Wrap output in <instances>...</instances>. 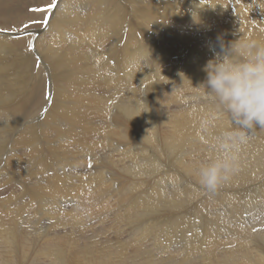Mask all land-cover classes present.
<instances>
[{
    "label": "rangeland",
    "instance_id": "1",
    "mask_svg": "<svg viewBox=\"0 0 264 264\" xmlns=\"http://www.w3.org/2000/svg\"><path fill=\"white\" fill-rule=\"evenodd\" d=\"M140 1H142L143 4H148L150 2L149 0H140ZM156 1L159 2V0H155V2ZM41 2H43V3H41ZM130 2H131L130 0H127L125 2L126 7H128ZM233 2H236V4H234ZM258 2L260 3L258 6H252L251 2L247 1V0H227V3L229 5L234 4V5H241L242 7L244 6V10L247 9V11H246L247 15H249L250 17H251V15H256L255 14V11H256L260 15V17L262 18V17H264V0H258ZM45 3H47V4H45ZM38 4H40V5H38ZM50 4L55 5V6L49 7ZM65 4H70V5L74 6L76 3H75V0H68V1L67 0H65V1L64 0H43V1L39 0L36 5L26 8L25 14H23V13L21 14V18L18 20L19 22L18 21H11L10 23L0 24V27L2 28V29L0 28V33H4V35L0 34V37L8 35L12 39V40L10 39L11 42L13 40L20 41L23 45L22 50H24V52H22V53L24 55L30 54L29 56H32V58L35 60V63H34L35 70L33 68L30 70V72L34 73L35 78L38 75L40 76V78H42L38 82H35L32 80L33 82L29 83V85H33V83H34L33 86L37 90L42 89L40 91V101L37 105L29 106L27 108V110L25 108H23L21 111H15L13 113V112L4 111L3 110L4 107L1 106V102L3 101V99L0 101V155H1L0 156V161H1L0 165L2 166L4 164L0 169V193H1L0 194V201H1L0 206L2 204H5V202L9 206H10V204L13 205L15 202H17L19 199H21V197H22V199L25 198V200L30 199V198L32 199V195L29 194V190H31V189L35 190L37 186H39L40 184L43 183V178H45L47 174L43 175V178H42V175L37 174L35 172V170L37 168L38 169H41V168H39L38 167L39 165H36L30 159L31 157L29 155L32 151L34 152L35 150H38V154L44 156L45 159L49 160L50 155L53 156L54 153H55V156L59 155L63 149V144L65 141L59 132H60V130L61 131L66 130V128H68V125L65 124L64 122H62L61 119H58L56 117V115L60 116V114L57 111V110H59V107L53 109V111H55L57 114L55 113L56 114L55 115L54 113H52L51 116L52 117L54 116L53 117L54 119L49 120L50 127H48L49 125H47V129H45V132L47 134H43V135L39 134L40 133L39 130L41 128V124L43 122L45 115H47L49 109L51 108V105L53 103L52 98L54 96V93L55 94L56 93L61 94L62 91H64V90L60 89V86L62 85L65 87L66 85H69L70 87L69 86L65 87V90L72 91V92H74L73 90L75 89V86H72V85H75V83H72L70 80H67V82L66 81L64 82L63 80H60V81L55 80L54 81V73L56 71H58V68H55V69L49 68V66H48L49 61H47V58H46L47 52H45L43 49V45H46L47 41L52 38V35H50L52 33V31L47 28L48 20L50 19V16L53 13L59 14L62 17H64L63 6ZM32 7H34V8H32ZM160 8L163 10L165 8V5L163 4L162 6H160ZM19 9L21 11V7H19ZM78 10H80V12L82 14L85 13L82 8H79ZM20 11L18 13H20ZM31 13H33V15ZM128 14H127V16L125 15L126 17L123 16L125 22L122 21L117 25L116 28H113L112 35L102 36V37H116V38H113V39L110 38L109 39L110 41L105 42L103 44V46L97 47V49L100 50V48H101V50H102V48H103L105 50L106 49L108 50L109 48L112 47L113 44L114 45L118 44V46L123 47L126 43V40H128L127 37L131 36V34H133L132 32H134V31L138 32V30H136V29L134 31H132L133 29H131V27L134 26L132 21L135 24L138 20H134L131 11L128 12ZM26 15H27V17H26ZM34 15L37 17H35ZM260 17H256L253 19L254 22H255V19L257 21V23H255V27L257 30L254 27V22H252V21L250 22L252 24V27H253V28L250 27V29H251L250 32H252L251 33L252 37H256L254 35L255 33H253L252 29H254V31L256 33L261 32L264 35V32H263L264 31V27H263L264 26V22H263L264 18H262L263 19L262 20ZM250 19H252V17ZM257 19H260V20L258 21ZM240 20H237V21L240 22ZM258 22H260L261 24L260 23L258 24ZM213 23H209L206 25L201 24V23H195V22H191V23L184 24V25L183 24H176L175 25V24L171 23L168 31L173 32V34L170 32L172 34L171 37H183L185 35L184 36L185 41H186V39L192 40L193 38H196L195 40H192V42L189 43V46L195 45V47H196V46L200 45V47H203V46L207 45L209 50L212 47H216V49L219 48L218 39H217L218 37L224 42V44L226 43L225 46H227L229 44V42H231L229 40L230 38H228V37H236L237 35H239L238 32H236L237 30L235 31L236 28L231 29V27L228 25L227 21H220V22H213ZM256 25L258 27H259V25H261L262 27L260 26V28L258 29V27ZM35 26H36V28H35ZM215 26H217V27H215ZM41 27H42V29H41ZM127 28L130 31H128ZM246 28L248 29L249 27H246ZM17 30L18 31H25V32L21 36L12 35ZM190 32H192V33H190ZM220 32H223V33H220ZM233 33L236 36L233 35ZM136 34H137V36H139V38L141 37L140 31ZM219 34H221L222 37ZM34 37H41V40L43 41V45L40 44V42H36L35 41L36 38L34 39ZM238 38L239 37H237V40H238ZM224 39H226V40H224ZM228 40H229V42H228ZM237 40L235 39L236 42H237ZM29 43H31L30 44L31 46L29 45ZM25 46H27V47H25ZM27 48L29 50L31 49L30 52H29V50H27ZM33 50H35V51H33ZM25 51H27V52L25 53ZM105 58H107V54H106ZM211 58H213V57H211ZM176 59H178L177 55H175L173 53H171V54L169 53L165 57L164 61L166 62L165 64H171L172 62L176 61ZM44 60H46V62ZM117 60L119 62L118 56H117ZM97 61H98L97 63H100V59H97ZM161 64H163V63H161ZM159 67H161V66L159 65ZM167 67H168V65L162 67L160 69V71H165ZM118 69H120V68H118ZM118 69H116V70H118ZM116 70H114L113 72H116ZM113 72L112 71L110 72V70L103 68L100 71V75H105V76H108L110 74L114 75L115 73L113 74ZM119 75L122 76V72ZM157 75H158V73L155 72L154 77L152 79L153 81L150 80V81L144 82L143 83V85L145 84L144 86L142 85V83H140V82L138 83V81L137 82L126 81L125 83L121 82L120 84H118V83L114 84L113 83L110 87H106L105 85H101V87H99V85L97 86V89L93 93H94V96L97 97L98 101H94L96 104L95 105L92 104L91 106H93V109H92V111H90V110L89 111L93 113V111H96V108L99 110L98 114H95V116H96L95 119L97 120V123H98L100 121V118H101L102 123L99 122L98 124H100L103 128L99 129L96 133L93 132L92 138L87 140V142H86V140H84L82 144H75L72 142L73 146L76 148H73V146H71L72 145L71 143L67 144L68 147H66L67 145H65L64 151H66V152L68 151L69 153H66L65 159L62 160L63 164H64V162L67 165L69 164L68 166L67 165L64 166V171H66L67 173L73 172L72 173L73 174V184L74 185L77 184V185H79L80 189L82 187H83V189L77 191L78 193H79V191L81 192V194L79 193V196H77L78 198H72V197L70 198V196L65 197L64 198V199H66L65 202L62 200L63 203L62 202H61L62 204L60 203L62 206L61 208L63 210V207L65 206L66 209H65V207H64V209H65V211H67V210H70V209H72V207L77 205L76 208H79V211L81 210V213H78L79 211H77L75 213V215H78L77 217H75L76 220L74 218H70L67 220V218H69V217H67L65 220H62L61 222L59 221V223H55V224L52 221H50L51 223L50 222L48 223V221H46L45 218H40V220H41L40 222H42L41 223V226H42L41 238L33 239L32 241H34V242L37 241L36 244H38V246L40 244H41L40 246H43L42 245L44 242L43 238H45V235H46L48 238V241L49 240L52 242L56 241V242H60L61 244H63V248L65 249L64 252L67 255L73 254L74 252H77V251H82V247H84L85 251L87 250L88 252H96L98 254L110 252L111 253V260H113V261L119 260L118 264H137V263L138 264L139 263L144 264L145 262L147 264H158L162 261H164V263H162V264H179V263L180 264L181 263L182 264H189V263L190 264H200V263L201 264H212V263L215 264V262H216V264H237L238 262H239L238 264H250V263L251 264H264V248H262L264 246V241H262V240H264V128H254L251 132L247 133V142L242 144V145H238L239 152L236 153V155L238 157V168H239V170L235 174H233L227 181H225L216 192L209 193L199 183V176H198L199 169L202 165L207 164V163L223 156V152L220 151L218 148V140H219V138L223 137V134L225 132L240 131V130L236 129L231 124V122L228 118V115L226 113H224L218 107L217 102L214 100V98L211 95H209L207 92L201 93V91H204L202 88L196 89L197 87H190L192 85H195V83H197L196 82L197 77L191 78V79H189V78L179 79V78H177V75L175 76L174 74H172V76L169 75L170 81L167 82L168 84L167 83L162 84V78L159 77L157 79L155 77ZM28 79H26V80H28ZM101 79L102 78H98L97 81L100 82ZM155 79H156V82L158 83L157 89H159L160 92L158 90L156 92L155 90L150 89L151 88V86H150L151 82H155ZM184 79H186V81ZM205 79L203 78L201 81H205ZM40 81H41V83H40ZM177 82H179V83H177ZM159 83H160V85H159ZM42 84H43V86H42ZM29 85L28 86L26 85L27 87L25 86V88H29ZM113 86H114V88H113ZM145 86H148V87L145 88ZM57 87H59V88L57 89ZM55 89L57 90V92ZM161 89H163L164 91ZM130 91H131V93H130ZM154 91L156 93H158L157 95L159 98L163 97V98H161L162 99L161 102H159V104L157 105V112H156L157 116H158L157 117V123L159 124V125L158 124L157 125L158 126L161 125L160 126L161 128L160 127L158 128V126H157V133L153 132L154 135L152 133V134H148L149 135L148 136L147 133L149 132L148 131L149 125H148V123L146 124V121H145V124L147 127H145V126L142 127L140 129L141 134L140 133L137 134L136 133L137 130L135 129L134 125L133 124L131 125L130 122H128L129 125H127V127L128 126L129 127L127 128L128 131L126 132V134L121 133L117 137H114L111 135H109L107 137V133H110V131H113V130H111V128H113V126H115L114 125L115 123L112 124L115 115L117 116L118 114H120V112L121 113L122 112H129V115L132 116V114H131L132 112L136 113L135 111H133V109L136 110L137 109L136 107L141 108L142 103L147 102V100L149 101L150 99H152V96H153L152 94H154ZM33 92H35V91L32 90L27 95H30V93L32 94ZM162 92H164V93H162ZM102 93H103V96H102ZM163 94L164 95L166 94V95L164 96ZM70 95H72V93H70ZM148 95H150V96H148ZM144 97H147V98L145 99ZM168 98H170V99H168ZM15 101H17V100H15ZM15 101H13V103H15ZM100 103H101L102 107L100 106ZM105 104H106V106L104 107ZM5 105H8L6 107H8L9 109L11 107L16 106V104H11V101L6 102ZM189 108H191V109H189ZM101 109H102V111H100ZM108 109H110V111ZM202 109H204V111H201ZM103 110H105V111H103ZM191 110H192V112H191ZM136 111H138V110H136ZM199 112H201V113L206 112V115H208L209 119L210 118L211 119L208 120V119H206L207 117H205L202 120H199L197 117ZM188 114L190 116H193V118L190 116H189V118L190 119L192 118V122L196 121L197 127L199 126L198 128H200V126H202L204 124V122H206V123L208 122V124H207L208 126L206 125V123L204 124L205 127L202 126L204 128L203 129L204 132L202 131L201 128L200 129L202 132L201 131L199 132L198 130L196 132V128H195V131H192V130H187V128L184 127L183 130H179L176 133L177 136L179 134H181L178 136L179 137L178 140L170 141L172 133H169L168 127L173 126L174 125L173 123L176 122V120H177V122H181L180 119L182 120L183 117L188 116ZM194 114L195 115L197 114V115L195 116ZM107 116L109 117V119L106 118ZM195 117H197V118H195ZM166 118H167V120H166ZM171 118H173L172 119L173 122H171V120H170ZM193 119H195V121ZM197 119L199 121H197ZM203 120H204V122H203ZM215 121H217L218 123H216ZM196 123L195 124L193 123V125H196ZM45 124L46 123L42 124L43 128L45 127ZM171 124H173V125H171ZM111 125H113V126H111ZM168 125H170V126H168ZM193 125H191L192 128L194 127ZM209 125H210V127H209ZM208 127H209V129H208ZM48 128H50V129H48ZM159 129H161V130L164 129V132H166V133H164L165 136H169V137L168 138L166 137L164 139L165 136H164V134H162L161 130H159ZM211 129H213L212 132H211ZM31 130H35V132L38 130L37 131L38 135H36V138L34 139V141H30V142H28V144L25 143L26 145H24L23 143H20L19 141L21 139L19 137H29V132ZM54 130H55V132H54ZM159 131L161 132V134L159 133ZM99 132L104 137L102 135H100ZM200 133H201V135H199ZM216 133H217V135H216ZM128 134H130V135H128ZM168 134H170V135H168ZM176 134H175V138H176ZM162 136H163V138H162ZM65 137H67V136H65ZM37 138H38V140H37ZM103 138H108V140L106 141L107 143L105 141H104V143H101ZM183 138H185V139H183ZM166 139H168L169 141ZM197 140H198V142H197ZM135 141H137V142H135ZM172 142H173V144H171ZM180 142H182V143H180ZM84 144H86V145H84ZM89 144L91 146L93 145L92 148H90V149H89ZM15 145H16V147H15ZM111 145H112V147H111ZM147 145L148 146L150 145V146L148 147ZM22 146L24 147V149ZM127 146H129V147H127ZM60 147H61V151H59ZM12 148H15V149H12ZM49 148L51 151L48 150ZM18 149H19V151H18ZM130 149H133V150H130ZM196 149L197 150L199 149V150L197 151ZM45 151L47 153H45ZM143 151H145V153ZM48 153H49V155H48ZM93 153L95 155H93ZM147 153L152 155V159L148 157ZM67 154L69 155L68 157H67ZM3 155H5V156H3ZM46 155H48V156H46ZM76 155H77V157H76ZM134 155H135V157H134ZM138 156L139 157L141 156V158H140L141 160L139 159ZM158 156H160V157H158ZM153 157H156L158 159L156 160V158H155V160H156L155 161L153 159ZM73 160L77 161V162L75 163ZM175 163L177 164V166ZM96 164H98V165H96ZM104 164H105V167H104ZM40 166H42V165L40 164ZM70 166H72L73 168ZM20 167L23 170H21ZM3 170H4V172H3ZM12 171H13V173H12ZM109 171H110V173H109ZM129 171H131V172H129ZM35 174L38 177V179L35 176ZM100 174H102V175H100ZM28 175H30V177ZM99 175L102 176V179L97 178V180H96L95 178L98 177ZM109 175H111V176H109ZM172 175H174V176H172ZM79 176H80V178H79ZM15 177L18 178L19 180L16 179ZM74 177H76L77 179L79 178V179L76 180ZM114 177H116V179ZM117 177L121 183L119 182ZM29 178L31 179V181ZM124 178H126V182H125ZM10 179H13V180H10ZM34 179L35 180L37 179V180L35 181ZM112 179L115 183L112 182ZM22 180H24V181H22ZM27 180H29V181H27ZM32 180H34V181H32ZM38 180H40V181H38ZM79 180L81 183L79 182ZM101 180H103V181H101ZM122 181H124V182H122ZM4 182L6 185L4 184ZM83 182H85V183L83 184ZM100 182L103 185L100 184ZM105 182L107 184H105ZM116 182H117V185H116ZM125 185H126V187H124ZM29 186H30V188H29ZM31 186L33 188H31ZM6 189H8V190H6ZM95 189H96V191H95ZM163 190H164V192L167 191V195L164 194ZM97 191H99V192H97ZM128 191H130V192H128ZM159 191H160V193H158ZM21 192H23V194ZM126 192H128V193H126ZM10 193L12 196L10 195ZM19 193H21V195ZM15 194H16V196H15ZM133 194H134V196H133ZM159 194H161V195H159ZM100 195H102V196H100ZM126 195H127V198H126ZM130 196H132V197H130ZM149 196H150V198H148ZM13 197H15V198H13ZM74 197H76V196H74ZM85 197H87V198H85ZM128 197L130 199L132 198V200L128 199ZM135 197H137V198H135ZM160 197L164 198V201H163V199L161 200ZM17 198H18V200H17ZM105 198H106V201L108 200L107 203L108 202H110V203H108L109 205L107 204V208L104 211H100L99 206L103 201H105ZM157 198H159V200ZM2 199L5 201L4 203H3ZM15 199H16V201H15ZM68 199H80L79 201H81V207L82 208L79 205L80 203L79 204L76 203V205H74L75 202L72 203ZM138 199H147L148 201H151L152 204L154 202L156 207L154 206L152 208H148L147 210L143 209V207H139V206L137 207V206H135L134 202ZM151 199H153V200H151ZM8 201H10V202H8ZM158 201H160V202H158ZM12 202H14V203H12ZM67 202H68V204H67ZM92 202H94V203H92ZM69 203H71V204H69ZM66 205H69V206H66ZM72 205H74V206H72ZM88 205H89V207H88ZM96 205H97V207H96ZM179 206H180V208H179ZM240 208H241V210H240ZM83 209L89 210L88 214H87V212L85 214V212H83ZM92 209H94V210H92ZM93 211H94V213H93ZM141 211H142V213H141ZM129 213H131V214L128 215ZM133 213H134V215H132ZM206 214H207V216H206ZM102 215H104V216H102ZM119 215H120V218H119ZM147 216L150 218H148ZM140 217H141V219H143L142 222H141ZM43 219H45V220H43ZM111 220H112V222H111ZM113 220H114V222H113ZM151 220H153V221H151ZM213 220H214V222H213ZM67 221L69 222V224ZM76 221H78V222H76ZM118 222H121V224L119 223L120 224L119 225ZM130 222L132 225L130 224ZM143 222L146 224H144ZM175 223H176V225H175ZM200 223L203 225H201ZM57 224H59V225H57ZM136 224H138V225L136 226ZM154 224H155V226H154ZM54 225L57 226L59 229L57 227L53 228ZM67 225H70L69 226L70 228ZM126 225H128V227ZM139 225H140V227H139ZM209 225H211V226H209ZM163 226L165 229L163 228ZM200 226L203 228V230H201L202 228ZM171 227L172 228L175 227L177 229V231L180 232V233H178V235L181 233L183 234L185 231V233L183 235L181 234V236L184 237L183 240L185 242L193 239V237L195 238L194 240H196V239L201 240V238L203 239V235H204V233H206L204 231H207V230L210 231V232L207 231V233H206L210 238L206 234H205V236H207L210 240L208 238H206V240H207L206 243L202 244L201 247L200 248L198 247V249H196V250L190 248V246L188 248V247L182 245V243L178 242V241L166 244V242L164 240H165L166 235L171 232V230H172ZM178 227L179 228L181 227L182 229L179 230ZM75 228L77 230H75ZM184 228H186V229H184ZM45 229H48V231ZM158 229H159V231H158ZM52 230H54V231L57 230V231H55V233H54ZM69 230H70V232H69ZM169 230H170V232H169ZM47 232H48V234H47ZM56 232H57V234H56ZM67 233H69V234L71 233V235H69ZM55 234L57 236L56 238H55ZM195 234H196V237L194 236ZM211 235H214V236L211 237ZM259 235H260V238H258ZM160 236H162V237H160ZM205 236H204V238H205ZM185 237H187V238H185ZM62 238H63V240H61ZM127 238H129V239H127ZM56 239L57 240L59 239L60 241L59 240L57 241ZM67 239H69V240H67ZM214 243H215V245L216 244L217 245L215 246ZM206 246H208V247H206ZM238 246H240V247H238ZM188 252H189V254H188ZM259 252H261V253H259ZM182 253H185V254H182ZM239 256L241 257L240 259H239ZM224 258H226V260ZM229 258L230 259L232 258L231 261ZM46 259H48V258H46ZM157 259L159 261L162 259V261L158 262ZM184 259H188L189 263L187 262V260H184ZM241 259H243V260L241 261ZM17 260H19V259H17ZM245 260H246V262H243ZM28 261L25 260L24 263L26 262L25 264H28ZM44 261L45 262H42V264H44V263L48 264L46 260H44Z\"/></svg>",
    "mask_w": 264,
    "mask_h": 264
},
{
    "label": "bare ground",
    "instance_id": "2",
    "mask_svg": "<svg viewBox=\"0 0 264 264\" xmlns=\"http://www.w3.org/2000/svg\"><path fill=\"white\" fill-rule=\"evenodd\" d=\"M39 0H0V24L2 23H10L11 21H18L21 18V14H25V10L27 7L34 6L38 3ZM43 1V0H42ZM65 1V0H64ZM68 1V0H67ZM127 0H75V5L65 4L63 6L64 10V17H62L59 14H52L50 16V19L48 20L47 28L52 31L50 35H52V38L47 41L46 45H43V41L41 40V37H34L36 42H40V44L43 45V49L46 53L47 61H49L48 66L51 69L58 68V71L54 73V81L55 80H63L64 82L67 80H70L72 83H75V89L72 91L65 90V87L69 86L66 85L60 86V89L64 90L61 94H55L52 98V105L49 109L47 115H45L42 124H45V127L43 128L41 124L40 133L39 134H47L45 132V129H47V125H49V120L54 119L51 115L52 113H56L53 111V109L58 108V113L60 116L56 115L58 119H61L62 122L68 125V128L66 130L61 131L60 135L64 138V144L62 152L59 155L55 156V153L53 156H49V160L45 159L44 156L38 154V150L32 151L30 153V159L36 164L39 165L38 167L41 169H36L35 172L37 174L43 175L47 174L45 178H43V183L36 187L35 190L31 189L29 190V194L32 195V199L25 198L19 199L17 198V202L13 205L6 204V202L3 200V203L0 206V264H25L24 261H28V264H42V262L47 261L48 264H118V261L111 260V253H102L98 254L96 252H88L87 250H84V247H82V251L74 252L73 254L67 255L65 254V249L63 248V244L56 241H48L47 236L45 235L43 246H38L37 241H32L33 239L41 238V223L40 218H45L48 223L50 221L55 223H59L62 220H65L67 217V220L70 218L77 217L78 215H75L77 211H79V208H76L77 204L81 207V201L80 199H68L70 202H75L74 207L72 209L65 211L61 204L63 201L65 202V197L70 196V198H78L79 193L78 190H82L83 187L80 189L79 185L73 184V172L67 173L64 171V166L67 165L65 162L62 163V160L65 159V154L69 153L68 151H64L65 145L67 144H82L84 140H89L92 138L93 132L96 133L99 129L103 128L99 122L97 123V120L95 119V114H98L99 110L96 108V111H92L93 106L92 104H96L94 101H98L97 97L94 96V91L97 89V86L101 87V85H105L106 87H110L113 83L120 84L121 82L126 81H132L138 83H143L146 81H150L154 77V73L157 72L158 75L155 76L157 79L159 77L162 78V84L169 82V75L172 76L174 74L177 75V78L183 79V78H196L197 77V83L195 85H192L190 87H197L196 89L202 88L204 91H201V93H205V89L200 86L204 81H201L203 78H206V72L204 70L205 65L209 60H211L214 55V53L209 50L208 46L205 45L203 47H200V45L196 46L192 45L189 46V43L192 42V40H195L196 38H193L192 40L189 39L185 41V35L183 37H171L173 32L168 31L170 28L171 23L172 24H188L191 22L195 23H201V24H209L213 22H220V21H227L228 25L231 27V29L236 28L235 31L238 32L239 35H235L236 37H228L229 40L235 41L237 40V43L243 44L249 41H257L260 43H264V35L259 32L256 33L253 30V33L256 37H252V32H250V27H252V24L250 23L253 21L254 18L260 17V15L255 11L256 15H247V9L244 10V6L241 5H234L236 2H233V5H229L227 3V0H159L155 2V0H149L150 2L148 4H143L140 0H130L128 7H126L125 2ZM205 1V2H204ZM251 2L252 6H258L260 3L258 0H247ZM63 2V1H62ZM43 3V2H41ZM69 3V2H68ZM47 4V3H45ZM165 5V8L162 10L160 6ZM263 4V3H262ZM40 5V4H38ZM55 6V5H54ZM60 6V5H59ZM21 7V11L19 9ZM34 8V7H32ZM38 8V7H37ZM58 8V7H57ZM79 8H82L85 12L82 14ZM44 9V8H43ZM61 10V9H60ZM20 11V13H18ZM50 11V10H49ZM53 11V10H52ZM132 13L134 20H138L135 24L133 23V29L140 31L141 37L137 36V31L132 32L131 36L127 37L128 40H126V43L123 47L118 46V44H113L111 48H109L107 51L105 49L100 48L97 49V47L103 46V44L107 41H110V38H116V37H102V36H109L112 35L113 28H116L117 25L124 21L123 16H127L128 12ZM31 12V11H30ZM254 12V11H253ZM50 13V12H49ZM33 15V13H31ZM36 14V13H35ZM124 14V15H123ZM129 15V14H128ZM35 16V15H34ZM48 16V15H47ZM125 16V17H126ZM27 17V15H26ZM37 17V16H35ZM32 18V17H31ZM132 18V17H131ZM261 18V17H260ZM264 18V17H262ZM261 18V19H262ZM35 19V18H34ZM241 19V20H240ZM33 20V19H32ZM133 20V19H132ZM237 20H240L237 21ZM258 21L260 19H257ZM263 20V19H262ZM31 21V20H30ZM19 22V21H18ZM262 22V21H261ZM264 22V21H263ZM262 22V23H263ZM13 23V22H12ZM257 23L256 19L254 22ZM260 22H258L259 24ZM214 24V23H213ZM239 24V25H238ZM261 24V23H260ZM16 25V24H15ZM40 25V24H39ZM44 25V24H43ZM124 25V24H123ZM130 25V24H129ZM227 25V24H226ZM13 26V25H12ZM27 26V25H26ZM127 26V25H126ZM131 26V25H130ZM192 26V25H191ZM241 26V27H240ZM257 26V25H256ZM261 25H259L258 29ZM5 27V26H4ZM23 27V26H22ZM45 27V26H44ZM122 27V26H121ZM217 27V26H215ZM246 27H249L248 29ZM262 27V26H261ZM264 27V26H263ZM1 28V27H0ZM36 28V26H35ZM39 28V27H38ZM219 28V27H218ZM253 28V27H252ZM2 29V28H1ZM4 29V28H3ZM42 29V27H41ZM122 29V28H121ZM256 29V27H255ZM29 30V29H28ZM31 30V29H30ZM45 30V29H44ZM128 31H130L127 28ZM179 30V29H178ZM230 30V29H229ZM257 30V29H256ZM42 31V30H41ZM215 31V30H214ZM234 31V32H235ZM260 31V30H259ZM25 31H16L12 35L14 36H21ZM29 32V31H28ZM33 32V31H32ZM37 32V31H36ZM43 32V31H42ZM49 32V31H48ZM172 34H171V33ZM207 32V31H206ZM250 32V33H249ZM264 32V31H263ZM34 33V32H33ZM32 33V34H33ZM192 33V32H190ZM218 33V32H217ZM223 33V32H220ZM231 33V32H230ZM1 35H4V33H0ZM16 34V35H15ZM27 34V33H26ZM36 34V33H35ZM47 34V33H46ZM122 34V33H121ZM225 34V33H224ZM257 34V35H256ZM6 35V34H5ZM49 35V36H50ZM114 35V34H113ZM221 36V34H219ZM228 35V34H227ZM7 36V37H6ZM0 37V101L1 106L4 107V111L6 112H15V111H21L23 108L27 110L29 106L37 105L40 101V91L37 90L33 85H29V83L35 81L38 82L42 78L38 75L35 78V75L33 72H30L31 69L34 68L35 60L32 58V56L24 55L22 52L23 45L20 41L13 40L10 41L11 37L8 35ZM48 36V35H47ZM177 36V35H176ZM195 36V35H194ZM118 37V36H117ZM222 37V36H221ZM213 38V37H212ZM216 38V37H215ZM225 38V37H224ZM227 39V38H226ZM224 39V40H226ZM12 40V39H11ZM116 40V39H115ZM228 40V42H229ZM112 41V40H111ZM122 41V40H121ZM211 41V40H210ZM31 42V41H30ZM35 42V43H36ZM114 42V41H113ZM216 42V41H215ZM186 43V44H185ZM31 43H29L30 45ZM216 44V43H215ZM226 44V43H225ZM109 45V44H108ZM31 46V45H30ZM27 47V46H25ZM29 47V46H28ZM30 48V47H29ZM37 48V47H36ZM27 50H29L27 48ZM31 50V49H30ZM29 50V52H30ZM35 51V50H33ZM106 51V52H105ZM217 52L220 51L219 48L216 49ZM27 51H25L26 53ZM175 54L178 56V59L176 61L172 62L171 64H165L164 61L165 57L168 54ZM44 54V53H43ZM107 54V58H105ZM117 56L119 58V62L117 60ZM170 56V55H169ZM169 58V57H168ZM42 59V58H41ZM96 59V60H95ZM97 59H100V63H97ZM46 62V60H44ZM163 63V64H161ZM159 65L161 67H159ZM168 65L165 71H160V69L164 66ZM106 68L107 70H110V72L116 70V72H113L114 75L110 74L108 76L100 75V71ZM35 70V68H34ZM38 70V69H37ZM122 72V76L119 74ZM36 73V72H35ZM21 77V78H20ZM29 78V79H28ZM35 78V79H34ZM98 78H102L99 81H97ZM199 78V79H198ZM28 79V80H26ZM33 80V81H32ZM186 81V79H184ZM153 81V80H152ZM176 81V80H175ZM191 81V80H190ZM26 82V83H25ZM53 82V81H52ZM41 83V81H40ZM102 83V84H101ZM161 83V82H160ZM159 83V85H160ZM176 83V82H175ZM179 83V82H177ZM184 83V82H183ZM191 83V82H190ZM57 84V83H56ZM117 84V85H118ZM161 84V85H162ZM168 84V83H167ZM29 85V88H25V86ZM38 85V84H37ZM129 85V84H128ZM141 85V86H142ZM145 85V84H144ZM143 85V86H144ZM172 85V84H171ZM170 85V86H171ZM26 86V87H27ZM43 86V84H42ZM151 88L157 92L159 89H157L158 83L151 82ZM189 86V85H188ZM37 87V86H36ZM70 87V86H69ZM128 87V86H127ZM148 86H145V88ZM162 87V86H161ZM56 88V87H55ZM59 87H57L58 89ZM72 88V87H71ZM114 88V86H113ZM167 88V87H166ZM70 89V88H69ZM73 89V88H72ZM104 89V88H103ZM148 89V88H147ZM35 91L32 94L30 91ZM56 90V89H55ZM54 90V91H55ZM152 90V91H153ZM163 90V89H161ZM39 91V92H38ZM134 91V90H133ZM139 91V90H138ZM151 91V92H152ZM154 91V94H152V99L149 97V101L144 102L141 104L140 107H136L138 111L134 110L136 113L132 112V116L129 115V112H120L117 116H114L112 124L113 128H111L110 133H107V137L109 135L117 137L121 133L126 134L128 131L127 125L128 122L130 124L134 125L135 129L137 130L136 133H140V129L142 127H147L146 124L148 123V134H152L153 132L157 133V126L159 125L157 123V105L159 102H161V98L158 97V93ZM164 91V90H163ZM57 92V90H56ZM107 92V91H106ZM112 92V91H111ZM126 92V91H125ZM148 92V91H147ZM160 92V91H159ZM72 93V95H70ZM131 93V91H130ZM164 93V92H162ZM132 95V94H131ZM143 95V94H142ZM146 95V94H145ZM164 95V94H163ZM166 95V94H165ZM164 95V96H165ZM103 96V93H102ZM110 96V95H109ZM150 96V95H148ZM114 97V96H113ZM103 98V97H102ZM145 99L147 97H144ZM170 99V98H168ZM17 100V101H15ZM116 100V99H115ZM208 100V99H207ZM11 101V104H16L15 107H11L10 109L5 105L6 102ZM15 101V103H13ZM47 101V100H46ZM146 101V100H145ZM46 103V102H45ZM111 103V102H110ZM117 103V102H116ZM136 103V102H135ZM139 103V102H138ZM120 104V103H119ZM47 105V104H46ZM176 105V104H175ZM100 106L102 107L101 103ZM106 104L104 105V107ZM124 106V105H123ZM206 106V105H205ZM50 107V106H49ZM98 107V106H97ZM108 107V106H107ZM113 107V106H112ZM115 107V106H114ZM122 107V106H121ZM99 108V107H98ZM110 108V107H109ZM118 108V107H117ZM124 108V107H123ZM129 108V107H128ZM100 109V108H99ZM105 109V108H104ZM113 109V108H112ZM111 109V110H112ZM121 109V108H120ZM125 109V108H124ZM130 109V108H129ZM191 109V108H189ZM194 109V108H193ZM192 109V110H193ZM201 109V108H200ZM213 109V108H212ZM219 109V108H218ZM90 110V111H89ZM110 111V109H108ZM176 110V109H175ZM183 110V109H182ZM191 110V112H192ZM206 110V109H205ZM102 111V109L100 110ZM105 111V110H103ZM107 111V110H106ZM129 111V110H128ZM172 111V110H171ZM181 111V110H180ZM200 111V110H199ZM201 111H204L202 109ZM162 112V111H161ZM178 112V111H177ZM182 112V111H181ZM180 112V113H181ZM198 112V111H197ZM27 113V112H26ZM104 113V112H103ZM187 113V112H186ZM199 112L197 115L199 120H202L203 118L207 117L206 119H209V116L206 115V112ZM220 113V112H219ZM6 114V113H5ZM29 114V113H28ZM112 114V113H111ZM100 115V114H99ZM107 115V114H106ZM185 115V114H184ZM195 115V114H194ZM195 115V116H196ZM3 116V115H2ZM109 116V115H108ZM106 117L109 119V117ZM188 116H184L181 122H174L173 126L168 127L169 133L171 134V140L170 141H176L178 140L177 132L179 130H183L184 127L187 128V130H192L196 132L197 130L200 132L201 129L203 131L204 124L200 126V128L197 127V123L195 119H193L195 122H192L191 119ZM105 117V116H104ZM195 117V118H197ZM3 118V117H2ZM11 118V117H10ZM99 118V117H98ZM32 119V118H31ZM38 119V118H37ZM36 119V120H37ZM56 119V118H55ZM105 119V118H104ZM159 119V118H158ZM173 118H171V122ZM197 119V121H199ZM167 120V118H166ZM217 120V119H216ZM39 121V120H38ZM59 121V120H58ZM146 121V124H145ZM148 121V122H147ZM160 121V120H159ZM206 121V120H205ZM218 121V120H217ZM215 121L216 123H218ZM40 122V121H39ZM220 122V121H219ZM13 123V122H12ZM57 123V122H56ZM102 123V122H101ZM108 123V122H107ZM168 123V122H167ZM170 123V122H169ZM193 123L196 125H193ZM199 123V122H198ZM158 124V125H157ZM202 124V123H201ZM200 124V125H201ZM208 122L206 123V125ZM39 125V124H38ZM166 125V124H165ZM191 125L194 127L192 128ZM199 125V124H198ZM217 125V124H216ZM58 126V125H57ZM161 126V125H160ZM158 126V128L160 127ZM208 126V125H207ZM50 127V125L48 126ZM66 127V126H65ZM205 127V126H204ZM210 127V125H209ZM208 127V129H209ZM120 130H119V129ZM161 128V127H160ZM35 129V128H34ZM50 129V128H48ZM60 129V128H59ZM134 129V130H135ZM200 129V130H199ZM207 129V128H206ZM205 129V130H206ZM217 129V128H216ZM161 130V129H159ZM167 130V129H166ZM213 129H211L212 132ZM215 130V129H214ZM226 130V129H225ZM38 131V130H37ZM37 131L31 130L29 132V137H19L21 140L20 143H23L24 145L28 144L30 141H34L36 138V135H38ZM47 131V130H46ZM144 131V130H143ZM147 131V130H146ZM171 131V132H170ZM201 131V132H202ZM55 132V130H54ZM162 134L166 133L164 132V129L161 130ZM159 131V133L161 134ZM198 132V133H199ZM204 132V131H203ZM207 132V131H206ZM50 133V132H49ZM105 133V132H104ZM182 133V132H181ZM100 134V132H99ZM141 134V133H140ZM176 134V138H175ZM211 134V133H210ZM219 134V133H218ZM221 134V133H220ZM19 135V134H18ZM50 135V134H49ZM102 135V134H100ZM99 135V136H100ZM130 135V134H128ZM144 135V134H143ZM154 135V133H153ZM167 135V134H166ZM170 135V134H168ZM201 135V133L199 134ZM206 135V134H205ZM217 135V133H216ZM67 136V137H65ZM103 136V135H102ZM135 136V135H134ZM149 136V135H148ZM165 136V134H164ZM197 136V135H196ZM215 136V135H214ZM45 137V136H44ZM59 137V136H58ZM104 137V136H103ZM155 137V136H154ZM157 137V136H156ZM168 138L169 136H165V138ZM188 137V136H187ZM220 137V136H219ZM39 138V137H38ZM37 138V140H38ZM151 138V137H150ZM163 138V136H162ZM197 138V137H196ZM200 138V137H199ZM214 138V137H213ZM157 139V138H156ZM185 139V138H183ZM202 139V138H201ZM208 139V138H207ZM108 138H103L101 143L106 142ZM113 140V139H112ZM168 140V139H166ZM212 140V139H211ZM55 141V140H54ZM114 141V140H113ZM169 141V140H168ZM40 142V141H39ZM62 142V141H61ZM123 142V141H122ZM137 142V141H135ZM198 142V140H197ZM208 142V141H207ZM217 142V141H216ZM26 143V144H25ZM107 143V142H106ZM105 143V144H106ZM117 143V142H116ZM164 143V142H163ZM170 143V142H169ZM182 143V142H180ZM190 143V142H189ZM249 143V142H248ZM87 144V143H86ZM84 144V145H86ZM92 144V143H91ZM127 144V143H126ZM134 144V143H133ZM152 144V143H151ZM173 144V142L171 143ZM43 145V144H42ZM107 145V144H106ZM141 145V144H140ZM193 145V144H192ZM198 145V144H197ZM203 145V144H202ZM40 146V145H39ZM60 146V145H59ZM73 146V144L71 145ZM93 146V145H92ZM92 146L89 144V149L92 148ZM124 146V145H123ZM139 146V145H138ZM148 146V145H147ZM146 146V147H147ZM150 146V145H149ZM148 146V147H149ZM162 146V145H161ZM205 146V145H204ZM210 146V145H209ZM16 147V145H15ZM19 147V146H18ZM23 147V146H22ZM68 147V145L66 146ZM85 147V146H84ZM87 147V146H86ZM103 147V146H102ZM107 147V146H106ZM112 147V145H111ZM129 147V146H127ZM140 147V146H139ZM138 147V148H139ZM147 147V148H148ZM198 147V146H197ZM46 148V147H45ZM48 148V147H47ZM73 148H76L73 146ZM100 148V147H99ZM133 148V147H132ZM135 148V147H134ZM15 149V148H12ZM11 149V150H12ZM21 149V148H20ZM24 149V147H23ZM30 149V148H29ZM140 149V148H139ZM146 149V148H145ZM200 149V148H199ZM198 149V150H199ZM50 150V148L48 149ZM133 150V149H130ZM197 150V149H196ZM197 150V151H198ZM19 151V149H18ZM28 151V150H27ZM51 151V150H50ZM61 151V147L59 149ZM91 151V150H90ZM119 151V150H118ZM141 151V150H140ZM49 152V151H48ZM145 153V151H143ZM23 153V152H22ZM45 153H47L45 151ZM101 153V152H100ZM122 153V152H121ZM51 154V153H50ZM58 154V153H57ZM71 154V153H70ZM135 154V153H134ZM148 154V153H147ZM13 155V154H12ZM49 155V153H48ZM46 155V156H48ZM93 155H95L93 153ZM101 155V154H100ZM109 155V154H108ZM178 155V154H177ZM261 155V154H260ZM1 156V155H0ZM5 156V155H3ZM2 156V157H3ZM27 156V155H26ZM28 156V157H29ZM69 155L67 154V157ZM116 156V155H115ZM143 156V155H142ZM166 156V155H165ZM77 157V155H76ZM84 157V156H83ZM124 157V156H123ZM135 157V155H134ZM139 157V156H138ZM148 157L152 159V155L148 154ZM160 157V156H158ZM164 157V156H163ZM70 158V157H69ZM74 158V157H73ZM72 158V159H73ZM107 158V157H106ZM141 156L139 157V159ZM144 158V157H143ZM156 157H153L155 160ZM6 159V158H5ZM15 159V158H14ZM104 159V158H103ZM146 159V158H145ZM158 158H156L157 160ZM4 160V159H3ZM69 160V159H68ZM76 160V159H75ZM118 160V159H117ZM122 160V159H121ZM141 160V159H140ZM155 160V161H156ZM19 161V160H18ZM74 161V160H73ZM113 161V160H112ZM149 161V160H148ZM1 162V161H0ZM3 162V161H2ZM75 163L77 161H74ZM134 162V161H133ZM151 162V161H150ZM165 162V161H164ZM4 163V162H3ZM19 163V162H18ZM73 163V162H72ZM96 163V162H95ZM163 163V162H162ZM1 164V163H0ZM17 164V163H16ZM31 164V163H30ZM40 164L42 166H40ZM108 164V163H107ZM127 164V163H126ZM161 164V163H160ZM176 164V163H175ZM4 165V164H3ZM2 165V166H3ZM11 165V164H10ZM14 165V164H13ZM24 165V164H23ZM32 165V164H31ZM30 165V166H31ZM69 165V164H68ZM67 165V166H68ZM98 165V164H96ZM110 165V164H109ZM112 165V164H111ZM0 165V169L2 167ZM7 166V165H6ZM22 166V165H21ZM66 166V167H67ZM150 166V165H149ZM155 166V165H154ZM177 166V164H176ZM182 166V165H181ZM23 167V166H22ZM72 167V166H70ZM97 167V166H96ZM105 167V164H104ZM196 167V166H195ZM6 168V167H5ZM12 168V167H11ZM21 168V167H20ZM26 168V167H25ZM69 168V167H68ZM73 168V167H72ZM75 168V167H74ZM100 168V167H99ZM102 168V167H101ZM130 168V167H129ZM137 168V167H136ZM10 169V168H9ZM27 169V168H26ZM92 169V168H91ZM97 169V168H96ZM110 169V168H109ZM143 169V168H142ZM21 170H23L21 168ZM20 170V171H21ZM31 170V169H30ZM99 171V170H98ZM113 171V170H112ZM124 171V170H123ZM4 172V170H3ZM19 172V171H18ZM115 172V171H114ZM131 172V171H129ZM13 173V171H12ZM28 173V172H27ZM110 173V171H109ZM108 173V174H109ZM23 174V173H22ZM79 174V173H78ZM77 174V175H78ZM83 174V173H82ZM148 174V173H147ZM159 174V173H158ZM102 175V174H100ZM98 176L95 179H102V176ZM116 175V174H115ZM133 175V174H132ZM145 175V174H144ZM8 176V175H7ZM21 176V175H20ZM24 176V175H23ZM22 176V177H23ZM30 177V175H28ZM36 176V174H35ZM34 176V177H35ZM111 176V175H109ZM118 176V175H117ZM174 176V175H172ZM26 177V176H25ZM37 177V176H36ZM41 177V176H40ZM92 177V176H91ZM107 177V176H106ZM125 177V176H124ZM5 178V177H4ZM16 178V177H15ZM20 178V177H19ZM76 180V177H74ZM87 178V177H86ZM108 178V177H107ZM110 178V177H109ZM116 179V177H114ZM18 179V178H16ZM30 179V178H29ZM38 179V177H37ZM36 179V180H37ZM111 179V178H110ZM118 179V177H117ZM123 179V178H122ZM121 179V180H122ZM125 182H126V178ZM6 180V179H5ZM13 180V179H10ZM15 180V179H14ZM19 180V179H18ZM35 180V179H34ZM32 180V181H34ZM35 180V181H36ZM42 180V179H41ZM75 180V181H76ZM82 180V179H81ZM86 180V179H85ZM119 180V179H118ZM7 181V180H6ZM9 181V180H8ZM24 181V180H22ZM29 181V180H27ZM31 181V179H30ZM40 181V180H38ZM74 181V182H75ZM103 181V180H101ZM12 182V181H11ZM10 182V183H11ZM80 182V180H79ZM107 182V181H106ZM105 182V184H107ZM112 182L115 183L112 179ZM120 182V180H119ZM124 182V181H122ZM129 182V181H128ZM135 182V181H134ZM2 183V182H1ZM7 183V182H6ZM33 183V182H32ZM81 183V182H80ZM85 182H83L84 184ZM91 183V182H90ZM121 183V182H120ZM130 183V182H129ZM5 184V182H4ZM82 184V185H83ZM99 184V183H98ZM100 184H102L100 182ZM125 184V183H124ZM6 185V184H5ZM103 185V184H102ZM109 185V184H108ZM117 185V182H116ZM121 185V184H120ZM127 185V184H126ZM126 185L124 187H126ZM175 185V184H174ZM173 185V186H174ZM26 186V185H25ZM28 186V185H27ZM81 186V185H80ZM85 186V185H84ZM122 186V185H121ZM180 186V185H179ZM2 187V186H1ZM13 187V186H12ZM105 187V186H104ZM123 187V186H122ZM198 187V186H197ZM3 188V187H2ZM11 188V187H10ZM25 188V187H24ZM30 188V186H29ZM28 188V189H29ZM31 188H33L31 186ZM85 188V187H84ZM113 188V187H112ZM20 189V188H19ZM2 190V189H1ZM8 190V189H6ZM25 190V189H24ZM103 190V189H102ZM107 190V189H106ZM121 190V189H120ZM20 191V190H19ZM94 191V190H93ZM96 191V189H95ZM132 191V190H131ZM2 192V191H1ZM27 192V191H26ZM84 192V191H83ZM99 192V191H97ZM123 192V191H122ZM130 192V191H128ZM126 192V193H128ZM164 192V190H163ZM162 192V193H163ZM8 193V192H7ZM23 194V192H21ZM21 193H19L21 195ZM28 193V192H27ZM95 193V192H94ZM160 193V191L158 192ZM1 194V193H0ZM14 194V193H13ZM75 194V195H74ZM84 194V193H83ZM96 194V193H95ZM121 194V193H120ZM131 194V193H130ZM165 195H167V191L164 192ZM230 194V193H229ZM9 195V194H8ZM11 195V193H10ZM85 195V194H84ZM93 195V194H92ZM107 195V194H106ZM161 195V194H159ZM174 195V194H173ZM220 195V194H219ZM12 196V195H11ZM14 196V195H13ZM16 196V194H15ZM76 196V197H74ZM102 196V195H100ZM104 196V195H103ZM121 196V195H120ZM129 196V195H128ZM134 196V194H133ZM236 196V195H235ZM26 197V196H25ZM31 197V196H30ZM81 197V196H80ZM84 197V196H83ZM132 197V196H130ZM189 197V196H188ZM225 197V196H224ZM15 198V197H13ZM62 198V199H61ZM87 198V197H85ZM97 198V197H96ZM127 198V195H126ZM137 198V197H135ZM150 198V196L148 197ZM152 198V197H151ZM161 198V197H160ZM173 198V197H172ZM103 199V198H102ZM128 199H130L128 197ZM127 199V200H128ZM159 200V198H157ZM164 198H161V200ZM201 199V198H200ZM241 199V198H240ZM63 200V201H62ZM84 200V199H83ZM88 200V199H87ZM126 200V199H125ZM132 200V198L130 199ZM153 200V199H151ZM202 200V199H201ZM225 200V199H224ZM13 201V200H12ZM16 201V199H15ZM85 201V200H84ZM108 201V200H107ZM106 198L105 201H103L100 206L99 210L104 211L107 208ZM112 201V200H111ZM155 201V200H154ZM169 201V200H168ZM230 201V200H229ZM1 202V201H0ZM10 202V201H8ZM62 202V203H61ZM130 202V201H129ZM160 202V201H158ZM175 202V201H174ZM201 202V201H200ZM247 202V201H246ZM61 203V204H60ZM90 203V202H89ZM94 203V202H92ZM96 203V202H95ZM131 203V202H130ZM215 203V202H214ZM68 204V202H67ZM71 204V203H69ZM135 206L143 207V209L147 210L148 208H152L155 206L154 202L153 204L151 201H148L147 199H138L134 202ZM164 204V203H163ZM170 204V203H169ZM172 204V203H171ZM178 204V203H177ZM64 205V204H63ZM109 205V204H108ZM228 205V204H227ZM69 206V205H66ZM93 206V205H92ZM173 206V205H172ZM176 206V205H175ZM205 206V205H204ZM89 207V205H88ZM87 207V208H88ZM97 207V205H96ZM95 207V208H96ZM156 207V206H155ZM198 207V206H197ZM82 208V207H81ZM85 208V207H84ZM94 208V209H95ZM131 208V207H130ZM180 208V206H179ZM225 208V207H224ZM68 209V208H67ZM92 209V210H94ZM155 209V208H154ZM157 209V208H156ZM202 209V208H201ZM96 210V209H95ZM221 210V209H220ZM225 210V209H224ZM241 210V208H240ZM244 210V209H243ZM133 211V210H132ZM136 211V210H135ZM140 211V210H139ZM144 211V210H143ZM155 211V210H154ZM200 211V210H199ZM83 212H89V210H84ZM97 212V211H96ZM147 212V211H146ZM223 212V211H222ZM81 213V210L78 212ZM94 213V211H93ZM132 213V212H131ZM129 213L128 215H130ZM136 213V212H135ZM142 213V211H141ZM140 213V214H141ZM139 214V213H138ZM181 214V213H180ZM220 214V213H219ZM134 215V213L132 214ZM131 215V216H132ZM204 215V214H203ZM244 215V214H243ZM247 215V214H246ZM104 216V215H102ZM118 216V215H117ZM127 216V215H126ZM138 216V215H137ZM159 216V215H158ZM207 216V214H206ZM125 217V216H124ZM146 217V216H145ZM148 217V216H147ZM153 217V216H152ZM86 218V217H85ZM99 218V217H98ZM104 218V217H103ZM108 218V217H107ZM112 218V217H111ZM116 218V217H115ZM120 218V215H119ZM136 218V217H135ZM134 218V219H135ZM138 218V217H137ZM150 218V217H148ZM156 218V217H155ZM199 218V217H198ZM201 218V217H200ZM228 218V217H227ZM43 219V220H45ZM100 219V218H99ZM102 219V218H101ZM110 219V218H109ZM141 219V217H140ZM166 219V218H165ZM73 220V219H72ZM76 220V219H75ZM84 220V219H83ZM130 220V219H129ZM143 219H141L142 222ZM211 220V219H210ZM109 221V220H108ZM153 221V220H151ZM221 221V220H220ZM68 222V221H67ZM78 222V221H76ZM112 222V220H111ZM114 222V220H113ZM133 222V221H132ZM214 222V220H213ZM51 223V222H50ZM71 223V222H70ZM121 224V222H118V224ZM126 223V222H125ZM135 223V222H134ZM144 223V222H143ZM153 223V222H152ZM158 223V222H157ZM163 223V222H162ZM204 223V222H203ZM47 224V223H46ZM67 224V223H66ZM69 224V222H68ZM98 224V223H97ZM119 224V225H120ZM131 224V222H130ZM146 224V223H144ZM201 224V223H200ZM48 225V224H47ZM46 225V226H47ZM59 225V224H57ZM61 225V224H60ZM72 225V224H71ZM110 225V224H109ZM112 225V224H111ZM117 225V224H116ZM129 225V224H128ZM128 225H126L128 227ZM132 225V224H131ZM138 224H136L137 226ZM149 225V224H148ZM153 225V224H152ZM176 225V223H175ZM180 225V224H179ZM198 225V224H197ZM203 225V224H201ZM52 226V225H51ZM68 227L70 225H67ZM66 226V227H67ZM102 226V225H101ZM155 226V224H154ZM158 226V225H157ZM194 226V225H193ZM199 226V225H198ZM211 226V225H209ZM50 227V226H49ZM57 226L54 225L53 228ZM67 227V228H68ZM73 227V226H72ZM82 227V226H81ZM125 227V226H124ZM140 227V225H139ZM201 227V226H200ZM219 227V226H218ZM222 227V226H221ZM52 228V229H53ZM58 228V227H57ZM70 228V227H69ZM119 228V227H118ZM145 228V227H144ZM159 228V227H158ZM164 228V226H163ZM202 228V227H201ZM59 229V228H58ZM66 229V228H65ZM136 229V228H135ZM153 229V228H152ZM155 229V228H154ZM165 229V228H164ZM171 232L169 230V234L165 237V242L167 243H173V242H181L182 245L186 246L192 249H198L200 248L202 244L206 243V238L209 236L206 234L207 231H204L203 239L201 240H194L193 239L184 241L181 236V234L178 235L177 229L174 227H171ZM178 229H182L181 227ZM186 229V228H184ZM183 229V230H184ZM48 231V229H45ZM61 230V229H60ZM75 230H77L75 228ZM145 230V229H144ZM156 230V229H155ZM167 230V229H166ZM203 230V228L201 229ZM205 230V229H204ZM212 230V229H211ZM44 231V230H43ZM54 233L57 230H52ZM109 231V230H108ZM159 231V229H158ZM161 231V230H160ZM67 232V231H66ZM70 232V230H69ZM117 232V231H116ZM154 232V231H153ZM210 232V231H208ZM114 233V232H113ZM118 233V232H117ZM125 233V232H124ZM185 233V231H184ZM183 233V234H184ZM195 233V232H194ZM202 233V232H201ZM220 233V232H219ZM48 234V232H47ZM53 234V233H52ZM57 234V232H56ZM55 234V238L57 237ZM69 234V233H67ZM73 234V233H72ZM141 234V233H140ZM166 234V233H165ZM182 234V235H183ZM205 234L208 236H205ZM217 234V233H216ZM44 235V234H43ZM59 235V234H58ZM63 235V234H62ZM65 235V234H64ZM71 235V233L69 234ZM60 236V235H59ZM158 236V235H157ZM185 236V235H184ZM196 237V234L194 235ZM205 236V238H204ZM214 235H211V237ZM218 236V235H217ZM253 236V235H252ZM50 237V236H49ZM53 237V236H52ZM144 237V236H143ZM162 237V236H160ZM61 238V237H60ZM159 238V237H158ZM187 238V237H185ZM189 238V237H188ZM210 238V237H209ZM208 238V239H209ZM223 238V237H222ZM260 238V235L259 237ZM54 239V238H53ZM65 239V238H64ZM129 239V238H127ZM156 239V238H155ZM163 239V238H162ZM205 239V240H204ZM41 240V239H40ZM55 240V239H54ZM57 240V239H56ZM59 240V239H58ZM57 240V241H58ZM63 240V238L61 239ZM69 240V239H67ZM135 240V239H134ZM186 240V239H185ZM210 240V239H209ZM219 240V239H218ZM60 241V240H59ZM139 241V240H138ZM141 241V240H140ZM226 241V240H225ZM264 241V240H262ZM261 241V242H262ZM244 243V242H243ZM246 243V242H245ZM249 244V243H248ZM257 244V243H256ZM69 245V244H68ZM199 245V246H198ZM215 245V243H214ZM217 245V244H216ZM215 245V246H216ZM205 246V245H204ZM185 247V248H186ZM208 247V246H206ZM211 247V246H210ZM240 247V246H238ZM262 247V246H261ZM243 248V247H242ZM245 248V247H244ZM264 248V246L262 247ZM70 250V249H69ZM209 250V249H208ZM174 251V250H173ZM187 251V250H186ZM185 251V252H186ZM189 251V250H188ZM240 251V250H239ZM227 252V251H226ZM246 252V251H245ZM257 252V251H256ZM67 253V252H66ZM72 253V252H71ZM119 253V252H118ZM214 253V252H213ZM261 253V252H259ZM185 254V253H182ZM189 254V252H188ZM205 254V253H204ZM203 254V255H204ZM222 254V253H221ZM161 255V254H160ZM206 255V254H205ZM209 255V254H208ZM207 255V256H208ZM238 255V254H237ZM261 255V254H260ZM159 256V255H158ZM197 256V255H196ZM206 256V257H207ZM211 256V255H210ZM209 256V257H210ZM233 256V255H232ZM244 256V255H243ZM186 257V256H185ZM198 257V256H197ZM214 257V256H213ZM216 257V256H215ZM238 257V256H237ZM258 257V256H257ZM48 258V259H46ZM236 258V257H235ZM241 257L239 256V259ZM251 258V257H250ZM253 258V257H252ZM19 259V260H17ZM174 259V258H173ZM181 259V258H180ZM179 259V260H180ZM204 259V258H203ZM206 259V258H205ZM226 260V258H224ZM230 259V258H229ZM228 259V260H229ZM232 259V258H231ZM230 259V261H231ZM238 259V258H237ZM238 259V260H239ZM260 259V258H259ZM158 260V259H157ZM187 260L188 259H184ZM243 259H241L242 261ZM247 260V259H246ZM243 261V262H246ZM162 261V259L160 260ZM158 260V262H160ZM190 261V260H189ZM219 261V260H218ZM229 261V262H230ZM225 262V261H224ZM233 262V261H232ZM237 262V261H236ZM235 262V263H236ZM122 263V262H121ZM164 261L158 263L162 264ZM189 263V262H188ZM204 263V262H203ZM220 263V262H219ZM239 263V262H238ZM237 263V264H238ZM250 263V262H249ZM46 264V263H44ZM138 264V263H137ZM141 264V263H139ZM144 264H147L146 262ZM180 264V263H179ZM182 264V263H181ZM190 264V263H189ZM201 264V263H200ZM213 264V263H212ZM216 264V262H215ZM251 264V263H250Z\"/></svg>",
    "mask_w": 264,
    "mask_h": 264
},
{
    "label": "clouds",
    "instance_id": "3",
    "mask_svg": "<svg viewBox=\"0 0 264 264\" xmlns=\"http://www.w3.org/2000/svg\"><path fill=\"white\" fill-rule=\"evenodd\" d=\"M217 39L220 51L210 49L214 55L205 65L206 79L200 86L240 131L225 132L218 140L223 156L200 167L199 183L209 193L239 170L236 153L238 145L247 142V133L264 128V43L232 41L225 46Z\"/></svg>",
    "mask_w": 264,
    "mask_h": 264
},
{
    "label": "snow or ice",
    "instance_id": "4",
    "mask_svg": "<svg viewBox=\"0 0 264 264\" xmlns=\"http://www.w3.org/2000/svg\"><path fill=\"white\" fill-rule=\"evenodd\" d=\"M49 7H54V5H51V4H50Z\"/></svg>",
    "mask_w": 264,
    "mask_h": 264
}]
</instances>
